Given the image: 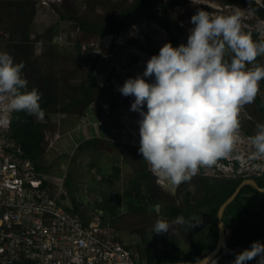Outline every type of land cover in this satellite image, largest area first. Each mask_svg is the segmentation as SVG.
Masks as SVG:
<instances>
[{
	"label": "rangeland",
	"instance_id": "rangeland-1",
	"mask_svg": "<svg viewBox=\"0 0 264 264\" xmlns=\"http://www.w3.org/2000/svg\"><path fill=\"white\" fill-rule=\"evenodd\" d=\"M122 1L124 0H40L35 6L30 36L31 39H35L36 36L41 37V40L35 41L33 46L34 56L43 73L52 74L60 79L65 76L70 84L75 85L85 80L88 70L92 69L98 82V89L95 91L96 100L83 114L55 113V115H49V122L45 119L47 127L43 146L48 151H45L43 161L47 163L48 169L58 171L57 180L62 182L63 179L59 176L67 175L70 170V159L74 157L78 146L85 140L99 138L98 143L83 147L84 153L82 152L81 157L75 161L77 167L73 170L71 168L73 174L70 188L67 185V176L63 177L69 198L68 203L74 208L71 197H75L79 202V215L84 210V215L87 217L94 209L102 210L104 212L103 224L110 227L112 232L104 226L103 230L122 238L139 264L147 263L141 250L143 236L137 230L146 228L148 239L157 240V242L159 239V256L155 263L161 264L163 254H171L174 251L172 241L178 244L177 251L183 255L192 247L194 240L206 234L209 211L203 209V215L190 221L194 222L199 219L198 223L185 225L177 233H173L171 228L165 233H153L152 224L156 217L171 220L164 214L166 209L164 210L162 201L180 206L183 195L176 197L177 188L174 194L165 190L156 183V177L153 188L155 195L153 196L132 186L138 171L148 170V165L146 161L120 151L121 144L139 147L137 123L139 114L129 110L133 98L122 95L117 86L121 85L127 77L142 73L145 61L152 54L157 53L163 43L169 42L168 33L159 23L142 18L132 25L133 28L130 26L121 33L95 36L79 32L71 22L60 18L61 14L69 11L77 12L92 22H99L112 15L115 5ZM197 8H204L211 15L240 11L242 27H264L254 12L247 8L232 7L213 0H185L183 4L174 7L173 14L183 19L186 34L192 27L189 18ZM11 20H13L12 17L4 19L5 22ZM7 38L8 33L3 23L0 28V49L3 47L2 42ZM260 38L264 39V36L260 35ZM79 42L81 43L80 50L77 49ZM78 56L79 62L75 63ZM258 94L264 99V79L260 81ZM5 102L0 101V109L3 108ZM261 117L259 110L252 102L240 108V124L248 118L261 122ZM53 119L57 121L52 122ZM246 126L253 134L257 131V127L252 124L246 123ZM0 130L9 131V127L0 126ZM250 137L239 128L233 152L219 158L215 165L200 169L197 174L214 177L242 176L243 179L252 177L253 175L247 176L252 174L251 168L248 169L247 165L255 164L257 161L264 164V158H248V153L253 150ZM221 159L229 163L225 164ZM29 161L32 163L30 159H26L25 163ZM233 161L238 162L237 168H235V163H232ZM116 166H119L121 172L118 177L114 175L113 183L109 178L114 174ZM52 181L56 183V180ZM117 195L122 196L123 203L121 209L118 210L121 216L116 217L113 222L106 213L109 208L108 201H116ZM177 198L180 200L178 201ZM143 202L146 206L144 212L136 213L135 210L129 208L130 204L142 205ZM240 250L242 248L221 254L220 258L215 261L216 264L219 262L230 264L235 252Z\"/></svg>",
	"mask_w": 264,
	"mask_h": 264
},
{
	"label": "clouds",
	"instance_id": "clouds-1",
	"mask_svg": "<svg viewBox=\"0 0 264 264\" xmlns=\"http://www.w3.org/2000/svg\"><path fill=\"white\" fill-rule=\"evenodd\" d=\"M189 21L192 27L185 42L163 43L145 61L142 73L117 86L122 95L133 98L129 110L139 114L137 152L156 183L173 194L200 169L233 152L240 108L255 99L264 79V65L249 66L264 55V39H253L242 29L240 11L211 15L197 8ZM22 68V62L0 50V101H6L0 122H7L13 112L44 115L41 93L27 87ZM250 140L253 150L248 158H264V123L257 124ZM194 222L183 215L171 220L156 217L152 231L165 233L171 228L177 233ZM253 258L255 264H264V241H251L235 252L230 264H247Z\"/></svg>",
	"mask_w": 264,
	"mask_h": 264
},
{
	"label": "trees",
	"instance_id": "trees-1",
	"mask_svg": "<svg viewBox=\"0 0 264 264\" xmlns=\"http://www.w3.org/2000/svg\"><path fill=\"white\" fill-rule=\"evenodd\" d=\"M40 0H0V28L5 25V31L8 38L4 40L3 47L0 50L9 52L15 62H22V73L28 81L29 89L36 88L41 93V107L44 110L42 118L35 115H27L23 111L13 112L11 114L10 136L20 144L26 157H28L35 165L37 171H45L47 173H56L54 169H48V165L43 161L45 154V129L46 122L50 119L49 115L55 113L63 114H83L85 110L95 102L96 89H98L97 78L93 70H88L85 80L78 84H70L65 76L62 79L52 74H44L36 57L34 56V42L40 41L41 37L36 36L31 39V25L34 18L35 6ZM185 0H124L115 5L112 15L107 16L102 21L92 22L77 12H65L60 15L63 20H68L81 33L92 34L95 36H105L118 34L138 22L142 18L153 20L159 23L168 33L169 41L175 46L186 41V30L178 15L173 14V9L177 5H181ZM224 5L232 7H244L257 16L260 21H264V0H213ZM12 17L13 20L5 22L7 18ZM9 20V19H8ZM133 28V26H132ZM243 30L252 34L253 39L260 38L259 31L253 26L242 27ZM48 32V31H47ZM129 32V31H128ZM129 37V36H128ZM263 39V38H260ZM81 43H77V49L80 50ZM79 62V56L75 59V63ZM256 63L264 65V55L256 57L252 65ZM65 79V80H64ZM252 104L259 110L264 121V99L257 94ZM114 106V105H112ZM250 116L252 114L249 112ZM59 117V116H58ZM47 121H46V120ZM59 119V118H58ZM52 122L57 120L53 119ZM49 122V121H48ZM253 118L245 119L240 124V128L247 135L252 136L253 132L246 126V123L257 127L261 123ZM100 141L99 138L85 140L77 148L74 157L70 159V170L67 172V185L71 187L72 172L71 168L77 167L75 161L81 157L84 148ZM84 147V148H83ZM120 151L134 155L145 161L142 154L137 152V147L129 144H121ZM85 157V155L83 156ZM222 162H229L221 159ZM235 163V168H237ZM51 168V166H50ZM119 166L115 167L114 174L109 180L114 183V175L120 174ZM65 176V177H66ZM252 178L256 180L259 186L264 187V173ZM113 180V181H112ZM243 180L242 176L235 177H214L202 174H195L188 182H182L177 192L183 195L185 206L175 207L162 201L166 211L164 214L169 217L183 215L186 219L203 215V209L209 211L210 228L208 232L198 239L194 240L192 247L183 255L177 250V244L173 242L174 251L171 254H163L161 264H169L178 261H196L201 259L206 253L215 248L218 239L217 228V211L220 205L235 191L236 187ZM155 176L146 169L139 170L134 180V186L139 191L148 192L153 196ZM127 192V191H126ZM128 193V192H127ZM73 195V194H72ZM75 205V211L80 213L79 202L75 197H71ZM109 208L106 213L114 222L118 217V210L121 209L123 198L117 195L116 201H108ZM119 208V209H118ZM130 208L136 213L146 211L143 204L131 205ZM186 208V210H185ZM164 209V210H165ZM188 210V211H187ZM81 215L85 217L84 210ZM224 223L230 226L231 234L227 241L230 249L238 247L246 248L253 240H261L264 236V193H260L249 185L244 186L239 192L235 200L227 207L224 214ZM146 228L137 230L141 232L143 237V257L147 264L155 263L159 256V241L150 240L146 237ZM15 264H35L30 260L18 262ZM247 264H255V258L247 261Z\"/></svg>",
	"mask_w": 264,
	"mask_h": 264
},
{
	"label": "built area",
	"instance_id": "built-area-1",
	"mask_svg": "<svg viewBox=\"0 0 264 264\" xmlns=\"http://www.w3.org/2000/svg\"><path fill=\"white\" fill-rule=\"evenodd\" d=\"M253 28L264 36V27ZM11 114L0 122L9 127L0 130V264H139L122 238L103 230L112 232L103 224L102 210L83 217L69 205L65 175L59 176L61 182L58 174L25 163L29 158L9 135ZM249 167L252 174L247 176L264 173L263 162Z\"/></svg>",
	"mask_w": 264,
	"mask_h": 264
},
{
	"label": "water",
	"instance_id": "water-1",
	"mask_svg": "<svg viewBox=\"0 0 264 264\" xmlns=\"http://www.w3.org/2000/svg\"><path fill=\"white\" fill-rule=\"evenodd\" d=\"M249 185L260 193H264V187L258 185L256 180L252 177L244 178L235 191L220 205L217 211V228H218V239L215 248L206 253L201 259L196 261H178L169 264H212L213 260L221 256L227 248V241L231 234V229L224 224V214L227 207L235 200L241 189Z\"/></svg>",
	"mask_w": 264,
	"mask_h": 264
},
{
	"label": "crops",
	"instance_id": "crops-1",
	"mask_svg": "<svg viewBox=\"0 0 264 264\" xmlns=\"http://www.w3.org/2000/svg\"><path fill=\"white\" fill-rule=\"evenodd\" d=\"M45 148H46V147H45ZM45 151H48L47 148L45 149ZM133 199H134V201H136V199H135L134 197H133ZM137 201H138V200H137ZM131 205H133V204H130V206H131ZM136 206H137V205H136ZM156 206H157V204L155 205V207H156ZM129 208H130V207H129ZM130 209H131V208H130ZM120 214H121V213H120ZM123 214H125V213H123ZM118 216H119V214H118ZM120 216H121V215H120ZM168 217H169V216H168ZM169 219H170V218H169ZM228 228H230V226H228ZM230 229H231V228H230ZM139 233H140V232H139ZM141 234H142V233H141ZM146 237H147V236H146ZM155 238L158 239L157 236H155ZM158 241H159V239H158ZM261 241H264V236H263V238L261 239ZM175 243H176V242H175ZM176 244H177V243H176ZM177 245H178V244H177ZM227 247H228V246H227ZM228 248H229V247H228ZM239 248H242V247H238V248H235V249H229V251L231 252V251H234V250H239ZM242 249H244V248H242ZM229 251H228L227 253H230ZM224 254H225V253H224ZM219 264H224V263H222V262L220 263V262H219Z\"/></svg>",
	"mask_w": 264,
	"mask_h": 264
},
{
	"label": "flooded vegetation",
	"instance_id": "flooded-vegetation-1",
	"mask_svg": "<svg viewBox=\"0 0 264 264\" xmlns=\"http://www.w3.org/2000/svg\"><path fill=\"white\" fill-rule=\"evenodd\" d=\"M178 188V187H177ZM179 194H178V192H177V194H176V197L178 196ZM177 200L179 201L180 199L179 198H177ZM165 205V204H164ZM173 206H175V207H184L185 206V204H184V202L182 201V205H178V204H173ZM164 209H165V206H164ZM185 210H186V208H185ZM188 211V210H187ZM170 219H172L173 217H169ZM208 219H209V215H208ZM189 220V219H188ZM189 221H191V220H189ZM225 224V223H224ZM210 219H209V223H208V228H207V230H206V233L208 232V230H209V228H210ZM226 226V225H225ZM142 236L144 237V235L142 234Z\"/></svg>",
	"mask_w": 264,
	"mask_h": 264
}]
</instances>
